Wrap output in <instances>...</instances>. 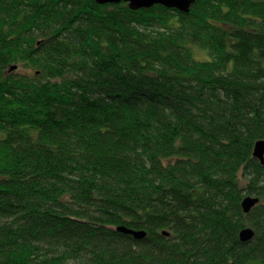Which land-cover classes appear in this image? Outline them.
Masks as SVG:
<instances>
[{"label":"trees","instance_id":"trees-1","mask_svg":"<svg viewBox=\"0 0 264 264\" xmlns=\"http://www.w3.org/2000/svg\"><path fill=\"white\" fill-rule=\"evenodd\" d=\"M260 138L264 0H0V264H264Z\"/></svg>","mask_w":264,"mask_h":264},{"label":"water","instance_id":"water-1","mask_svg":"<svg viewBox=\"0 0 264 264\" xmlns=\"http://www.w3.org/2000/svg\"><path fill=\"white\" fill-rule=\"evenodd\" d=\"M96 3L105 4V3H114L118 4L119 2L129 3V6L132 10H139L140 8H149L154 5L162 4L166 8L176 9L178 11H182L185 13L191 12V6L195 3L196 0H95ZM17 66H13L10 70H15ZM255 147L253 150L254 156L260 160L261 163L264 164V138H260V140L255 142ZM260 202V197L256 195H248L243 199L242 206L246 213H250L253 208ZM117 231L122 233L133 235L135 239L140 240L147 237L148 233L143 230L133 229L132 227H127L125 225H120L117 228ZM164 234L170 236L171 233L168 231H164ZM240 237L242 242H248L255 237V230L251 227L244 228L241 231Z\"/></svg>","mask_w":264,"mask_h":264},{"label":"rangeland","instance_id":"rangeland-1","mask_svg":"<svg viewBox=\"0 0 264 264\" xmlns=\"http://www.w3.org/2000/svg\"><path fill=\"white\" fill-rule=\"evenodd\" d=\"M195 52H196L197 58H199V59H201L200 57H206V55L203 54L202 52H200L199 49H197V48H195ZM17 68H18V65H17ZM17 68L15 70L21 71V72H24V73H28V72L32 73L33 72L29 68H25L24 66H20L18 69Z\"/></svg>","mask_w":264,"mask_h":264},{"label":"bare ground","instance_id":"bare-ground-1","mask_svg":"<svg viewBox=\"0 0 264 264\" xmlns=\"http://www.w3.org/2000/svg\"><path fill=\"white\" fill-rule=\"evenodd\" d=\"M98 3V2H97ZM108 3V2H107ZM107 3H105V4H101V5H107ZM98 4H100V3H98ZM172 9V8H171ZM176 10V9H175ZM134 229V228H133Z\"/></svg>","mask_w":264,"mask_h":264}]
</instances>
